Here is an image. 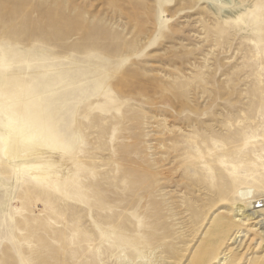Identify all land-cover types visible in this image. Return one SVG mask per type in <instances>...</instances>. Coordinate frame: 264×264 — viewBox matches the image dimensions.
Listing matches in <instances>:
<instances>
[{"label": "rangeland", "instance_id": "374dc122", "mask_svg": "<svg viewBox=\"0 0 264 264\" xmlns=\"http://www.w3.org/2000/svg\"><path fill=\"white\" fill-rule=\"evenodd\" d=\"M0 44V134L79 161L0 151V264H264V0H0Z\"/></svg>", "mask_w": 264, "mask_h": 264}, {"label": "bare ground", "instance_id": "6f19581e", "mask_svg": "<svg viewBox=\"0 0 264 264\" xmlns=\"http://www.w3.org/2000/svg\"><path fill=\"white\" fill-rule=\"evenodd\" d=\"M4 116L6 132L5 136L0 134V151L15 172L19 173L17 165L23 162L33 179L53 186L64 179L69 168L78 166L79 161L48 131L11 111H5ZM260 203L264 198L256 199L253 205Z\"/></svg>", "mask_w": 264, "mask_h": 264}, {"label": "clouds", "instance_id": "9594fccd", "mask_svg": "<svg viewBox=\"0 0 264 264\" xmlns=\"http://www.w3.org/2000/svg\"><path fill=\"white\" fill-rule=\"evenodd\" d=\"M239 196L240 199L242 200H246V199H249L252 195L251 192H244V193H238L237 194Z\"/></svg>", "mask_w": 264, "mask_h": 264}, {"label": "snow or ice", "instance_id": "6c2138e0", "mask_svg": "<svg viewBox=\"0 0 264 264\" xmlns=\"http://www.w3.org/2000/svg\"><path fill=\"white\" fill-rule=\"evenodd\" d=\"M5 47H10V45H6V44H0V49H3ZM4 66V60L0 59V67Z\"/></svg>", "mask_w": 264, "mask_h": 264}]
</instances>
